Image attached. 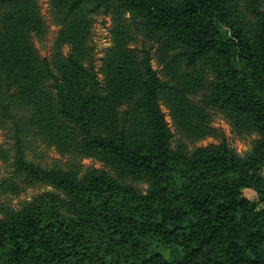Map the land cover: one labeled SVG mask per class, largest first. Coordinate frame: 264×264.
<instances>
[{"label": "trees", "instance_id": "16d2710c", "mask_svg": "<svg viewBox=\"0 0 264 264\" xmlns=\"http://www.w3.org/2000/svg\"><path fill=\"white\" fill-rule=\"evenodd\" d=\"M50 2L70 48L55 68L33 47L38 0H0V130L19 178L50 188L0 212V264H264V0ZM98 13L112 20L105 85L90 45ZM136 35L156 46L164 80L130 48ZM209 108L258 135L249 152L225 139L190 148L215 133ZM31 138L61 161L32 159Z\"/></svg>", "mask_w": 264, "mask_h": 264}, {"label": "rangeland", "instance_id": "374dc122", "mask_svg": "<svg viewBox=\"0 0 264 264\" xmlns=\"http://www.w3.org/2000/svg\"><path fill=\"white\" fill-rule=\"evenodd\" d=\"M38 6L43 21V29L40 33H33L31 35L33 47L40 60L47 59L50 61L52 67L55 68V58L59 55L67 57L70 48L67 45L63 47L59 46L58 38L61 25L59 23V16L50 0H38ZM95 19L96 23L92 30L90 45L94 48L96 71L98 72L102 85H105L106 79L102 72V67L108 51L112 47L110 35L112 20L103 13H98ZM130 48L135 50L139 56H143L145 52L149 51L152 57V67L157 70L162 80L166 78L164 66L156 57L155 45L147 42L142 36L136 35L130 43ZM190 98L200 103L202 93L199 92L190 95ZM161 109L172 130L174 136L173 146H175L176 141L180 138V132L174 120L173 111L162 99ZM208 110L212 114L213 122L211 123V127L214 129L215 133L211 137L191 142V149L211 144H219L225 139L230 147L236 150L239 155L243 156L251 150L252 143L258 138L256 133L239 134L235 131L225 114L211 108ZM11 137V132L0 130V148L10 154L7 160L0 158V212H2V214L7 211H20L27 203L32 202L38 198L40 194L50 189L42 186H29L19 178L17 173H15V169L12 165L13 159L11 158V154H13V140ZM30 147L32 149L30 150V157L44 165H51L62 159L54 147L43 145L35 138H31ZM82 164L85 167L105 169L107 172H111L110 168L106 167L103 162L94 157L84 158ZM128 182L141 192H145L148 188L147 182L142 179H129ZM246 194L252 200L257 199V195L253 191H247Z\"/></svg>", "mask_w": 264, "mask_h": 264}]
</instances>
